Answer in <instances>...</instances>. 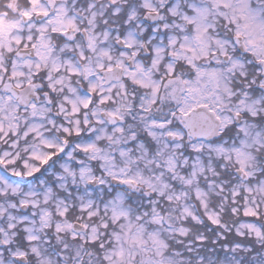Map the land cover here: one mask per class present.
I'll list each match as a JSON object with an SVG mask.
<instances>
[{
  "label": "snow or ice",
  "instance_id": "6c2138e0",
  "mask_svg": "<svg viewBox=\"0 0 264 264\" xmlns=\"http://www.w3.org/2000/svg\"><path fill=\"white\" fill-rule=\"evenodd\" d=\"M0 264H264V0H0Z\"/></svg>",
  "mask_w": 264,
  "mask_h": 264
}]
</instances>
